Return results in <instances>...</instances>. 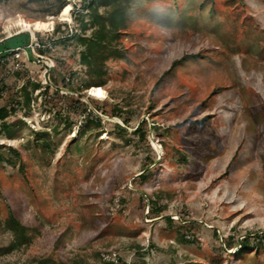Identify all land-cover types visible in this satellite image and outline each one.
<instances>
[{"label":"rangeland","instance_id":"obj_1","mask_svg":"<svg viewBox=\"0 0 264 264\" xmlns=\"http://www.w3.org/2000/svg\"><path fill=\"white\" fill-rule=\"evenodd\" d=\"M111 263L264 264V0H0V264Z\"/></svg>","mask_w":264,"mask_h":264},{"label":"bare ground","instance_id":"obj_2","mask_svg":"<svg viewBox=\"0 0 264 264\" xmlns=\"http://www.w3.org/2000/svg\"><path fill=\"white\" fill-rule=\"evenodd\" d=\"M70 8L71 7L69 4H66L61 8L59 14L60 20L69 19ZM65 9H68V11H65ZM53 19L54 16L52 15H48L44 19H33L28 21L20 18L16 21V25L21 27V31H31L34 37L35 32L47 31L48 28L53 25ZM88 95L96 99H104L106 97V91L101 86H93L88 90ZM154 146L158 148V145L156 143H154Z\"/></svg>","mask_w":264,"mask_h":264},{"label":"trees","instance_id":"obj_3","mask_svg":"<svg viewBox=\"0 0 264 264\" xmlns=\"http://www.w3.org/2000/svg\"><path fill=\"white\" fill-rule=\"evenodd\" d=\"M98 32L99 33L96 35V41L88 43V49L92 53L93 56H94L93 52L95 54L98 53L100 55L103 54V52H104V48L100 45V41L104 39L103 28L100 29ZM108 32H111V34H113L114 30H109ZM82 57L85 61L87 60V55L83 54ZM177 62H178V60H174L171 64L169 70H171L177 64ZM124 123H126V121H124ZM140 128H141V123L137 126V129H140ZM7 225L9 227V229H11L13 231V234H14V240H13L11 246L27 240V227L22 225L14 216H12L10 218V222ZM247 241H248V238H246L240 242V250L239 251H243L248 247Z\"/></svg>","mask_w":264,"mask_h":264},{"label":"snow or ice","instance_id":"obj_4","mask_svg":"<svg viewBox=\"0 0 264 264\" xmlns=\"http://www.w3.org/2000/svg\"><path fill=\"white\" fill-rule=\"evenodd\" d=\"M65 11H68V9H65Z\"/></svg>","mask_w":264,"mask_h":264}]
</instances>
